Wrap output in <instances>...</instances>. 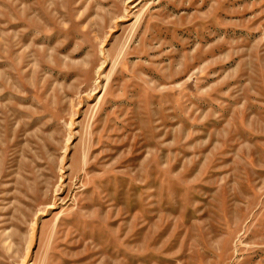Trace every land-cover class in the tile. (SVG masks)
I'll use <instances>...</instances> for the list:
<instances>
[{"label": "rangeland", "instance_id": "1", "mask_svg": "<svg viewBox=\"0 0 264 264\" xmlns=\"http://www.w3.org/2000/svg\"><path fill=\"white\" fill-rule=\"evenodd\" d=\"M0 264H264V0H0Z\"/></svg>", "mask_w": 264, "mask_h": 264}]
</instances>
